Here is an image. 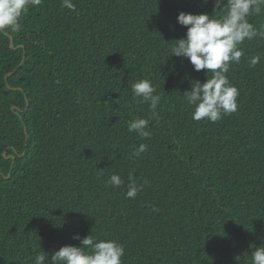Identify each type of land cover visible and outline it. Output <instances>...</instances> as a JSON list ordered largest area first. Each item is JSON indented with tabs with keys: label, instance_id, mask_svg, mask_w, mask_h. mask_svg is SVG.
I'll return each mask as SVG.
<instances>
[{
	"label": "trees",
	"instance_id": "1",
	"mask_svg": "<svg viewBox=\"0 0 264 264\" xmlns=\"http://www.w3.org/2000/svg\"><path fill=\"white\" fill-rule=\"evenodd\" d=\"M73 2L42 0L19 32L0 30V264L91 233L122 244V264H250L264 242V39L245 40L227 73L238 110L196 121L184 92L212 73L170 49L178 14L215 15V0ZM249 22L264 26V6ZM140 79L162 97L149 138L128 131L152 116L131 91Z\"/></svg>",
	"mask_w": 264,
	"mask_h": 264
},
{
	"label": "clouds",
	"instance_id": "2",
	"mask_svg": "<svg viewBox=\"0 0 264 264\" xmlns=\"http://www.w3.org/2000/svg\"><path fill=\"white\" fill-rule=\"evenodd\" d=\"M42 0H0V30L11 29L19 32L22 28L20 20L30 7L39 6ZM264 0H215L214 9L217 14L181 11L177 22L186 27L185 36L175 39L176 44L170 49V56L185 57L193 65L195 71L207 70L212 75L204 82L195 80L191 88L185 91V102L194 106L192 118L196 121L207 119L215 123L225 115L238 110V89L230 83L227 73L232 64H238L244 55L241 47L245 40L264 39V26L257 28L249 22V17L259 15ZM61 7L75 9L73 0H61ZM260 55L253 56L249 67L254 68L260 62ZM131 91L138 102L147 103L152 110L149 118L136 117L128 123V131L136 132L141 138H149L150 119L158 117L156 111L162 97L149 79H140L132 83ZM147 151V145L140 143L134 149L139 157ZM108 184L119 188L125 183L121 175L113 173ZM148 182L145 180L144 184ZM144 185H138L130 179L127 184L126 198H135ZM73 239L79 240V246L64 245L50 256L42 251L34 258V264H122L125 254L124 246L113 239H103L92 233L81 237L75 234ZM264 241V237L261 238ZM236 264H246L240 255L234 257ZM250 264H264V242L252 251Z\"/></svg>",
	"mask_w": 264,
	"mask_h": 264
},
{
	"label": "water",
	"instance_id": "3",
	"mask_svg": "<svg viewBox=\"0 0 264 264\" xmlns=\"http://www.w3.org/2000/svg\"><path fill=\"white\" fill-rule=\"evenodd\" d=\"M12 43H13V41L11 40V44H12ZM7 158H12V159H13L14 157H13V156H11V157H7ZM12 165H13V163H12Z\"/></svg>",
	"mask_w": 264,
	"mask_h": 264
}]
</instances>
